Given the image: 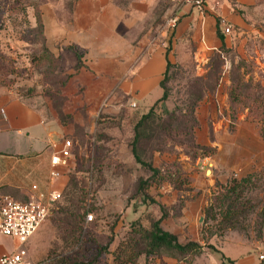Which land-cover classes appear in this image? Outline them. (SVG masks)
Listing matches in <instances>:
<instances>
[{"label":"rangeland","instance_id":"rangeland-1","mask_svg":"<svg viewBox=\"0 0 264 264\" xmlns=\"http://www.w3.org/2000/svg\"><path fill=\"white\" fill-rule=\"evenodd\" d=\"M25 1L0 0V83H15L19 93L38 95L52 111H69L75 106L70 103L73 93L79 92L64 91L66 85L61 90L65 76L57 72L64 68L63 59L56 67L55 60L31 57L40 53L42 27L35 26L33 6ZM29 1L39 9L50 3L65 18L72 0ZM152 2V37L167 40L174 30L167 18L185 0ZM230 2L242 16V26L232 27L223 47L200 50L206 56L199 64L200 74L194 73L196 69L189 59L170 67L168 95L153 103L151 117L141 126L137 152L161 174L160 178L152 177L145 187L155 201L136 190L137 179L148 176L150 170L134 160L129 146L133 121L130 111L140 112L144 107L132 106L126 98L118 105L109 101L90 115L81 113L78 105L71 111L80 125L70 123L71 117H63L70 129L66 137L71 141V157L62 196L58 207L24 242L30 260L44 258L40 264H52L62 254L85 255L79 252V240L73 241L61 230L66 222L65 206L75 219L86 208L92 216L87 220L84 213L83 230L99 243L108 242V251L97 257L96 264H121L128 253L141 247L136 242V228L149 229L161 210L164 215L160 225L174 232L180 242L195 237L206 245L210 238L217 243L221 238L225 247L241 242L257 256L264 254V139L258 131L260 106L264 104V0H255L259 2L256 6L242 3L235 7ZM230 88L238 91L239 98L230 99ZM121 106L125 109L117 116ZM176 129L180 131L173 136ZM72 131L76 133L72 135ZM183 131L191 133L192 138ZM260 169L261 176L251 177L243 192L250 207L238 215L237 225L219 223V205L214 196L234 178ZM0 240L7 250L12 247L8 237ZM174 251L161 248L157 258L163 262ZM148 256L141 253L133 264H149Z\"/></svg>","mask_w":264,"mask_h":264},{"label":"crops","instance_id":"crops-1","mask_svg":"<svg viewBox=\"0 0 264 264\" xmlns=\"http://www.w3.org/2000/svg\"><path fill=\"white\" fill-rule=\"evenodd\" d=\"M188 2L177 6L173 34L161 41L152 37V0H72L65 18L50 3L40 7V43L64 60L62 69L71 70L76 63L75 52L69 46L81 50L82 64L64 87V91L80 89L79 94L73 93L70 103L76 107L84 100L91 115L109 101L122 104L126 95L134 102L132 106L137 104L145 110L161 93L158 81L165 68L166 46L171 62L182 64L189 59L196 69L194 73L200 74L199 64L206 58L200 50L220 45L214 32L216 18H224L231 32L233 26H242V16L232 8L230 0H217V4L214 0H202L200 8ZM242 3L259 4L255 0H232L235 7ZM228 33H222L224 44ZM68 131L69 127L59 122L38 95L19 93L15 83H0V192L24 199L30 192L61 189L68 167L58 165L62 173L49 179V156L58 150ZM70 157L71 154L69 163ZM7 237L12 240L11 250L17 242L0 235V239ZM217 241L210 238L206 243L213 247H208L198 240L201 250L190 260L166 256L157 263H258V256L246 244L238 242L234 247H225L223 239ZM9 250L0 240V253Z\"/></svg>","mask_w":264,"mask_h":264},{"label":"trees","instance_id":"trees-1","mask_svg":"<svg viewBox=\"0 0 264 264\" xmlns=\"http://www.w3.org/2000/svg\"><path fill=\"white\" fill-rule=\"evenodd\" d=\"M24 4H32L33 6V15L35 17V26L40 27V9L37 8V5H35L32 1H25ZM218 20L219 18H216L215 25H214V32L216 36L220 39V47L224 46V41H223V34L220 32L218 28ZM41 30V29H40ZM76 56V63L72 67L71 70H64L60 69L57 72V74L65 76L62 80V85H61V90L62 87L65 86L68 82V79L70 75L73 72H76L78 70V67L82 64L81 60L79 59L81 55V50L78 48L70 45ZM167 50L168 46H166L164 50V58H165V68L161 74V78L159 79L158 83L161 88V93L160 95L153 101V103L163 100L167 97L168 95V87L166 85V81L168 79V72L170 67H172L174 64H179L177 62H171L167 58ZM40 52L39 54H36V56L31 55V57L35 60L39 58L43 59H51L56 61V67L58 65L59 61V55L54 54L51 52L44 44L41 45V47L38 49ZM211 58V55L210 57ZM32 59V60H33ZM51 65V63L48 60V65ZM55 70V68H54ZM56 71V70H55ZM198 76V75H197ZM80 92V89H79ZM229 97L231 100H236L239 98V93L238 91H233L231 88L229 89ZM127 96L125 95L123 100H125ZM196 99H200V95L196 96ZM124 102V101H123ZM153 103L149 105L147 110H142L140 112H137L136 110L130 111L131 116L133 118L132 124H131V135L129 139V146H130V152L134 158V160L141 165H144L150 170V173L146 177H139L137 179V185H136V190L142 195L146 196L149 198L150 201H155L153 197L149 196L145 192V187L148 184V181L152 177H161V174H159V168L157 166L152 165L149 161L143 160L140 158L138 152H137V141L141 137V126L144 125L147 119L151 117L152 114V107ZM191 106V110H193V105ZM87 102H84L81 105L78 106V109L81 113H88L87 109ZM48 109L50 110V106L48 105ZM125 108L123 106L120 107L119 112H117V116L121 115L122 111ZM52 110V109H51ZM261 110V115L259 118L260 124H259V135L262 139H264V104L260 106ZM54 115L57 117L59 122L65 126L66 123H64L63 117L68 116L69 118L71 117L70 123L74 122L75 124H79L77 120H75L73 112L72 111H67V110H62V109H57L56 111H53ZM191 119L193 120L194 117L192 114H190ZM73 124V123H72ZM71 124V125H72ZM74 124V125H75ZM74 125H72L74 127ZM80 125V124H79ZM75 129V128H73ZM80 129V128H79ZM173 128H169L171 130ZM177 131L180 130H175L174 133L172 134L173 136L177 135ZM76 131H72V135H74ZM183 133H189L188 131H183ZM81 135V130H79L78 136ZM66 137V134L63 136V138ZM68 138V137H67ZM192 138L191 133H189V139ZM262 170H258L255 172H251L247 175L241 176L240 178L233 179L228 186L225 188V190L216 196H214L215 201L219 205V219L217 220L219 223H223V225L234 227L237 224V219L239 214H243L242 211H244V208L250 207L249 204V198L248 196L244 195V191L248 189L250 179L251 177L254 179H257L261 176ZM73 181V177H70V182ZM62 194L60 195V198H58L52 207V212L54 211L55 208L58 207L59 201L61 199ZM248 202V204H246ZM75 207V204H73ZM78 207V205L76 206ZM69 207L65 206L63 210H65V219L66 222H64L60 227L61 230H65L68 235H70L73 239V241L79 240V252L84 253L85 255L80 257L74 253L72 254H62L57 258L52 264H96V259L100 254H103L108 251V242L104 243H99L87 230H83L82 228V219L84 216V213L87 211V209H83L79 213V218L75 219L72 214L68 212ZM249 210V209H248ZM51 212V213H52ZM87 213V212H86ZM245 213V212H244ZM164 215L163 210H161L160 215L157 218L152 219L150 223V228L149 229H139L136 228L138 231V238H136V242L141 244V247L136 249L133 253L127 254L126 258L124 261H122L121 264H126V262H129V264H133L135 261V258L140 255L141 253H144L145 255L149 254V264H156L159 262L160 259L157 258L158 252L161 248H167V249H174V254L170 255V257H174L176 259H182V260H190L191 257L194 254H197L201 250V244L196 241V240H186L185 242H180L177 239V236L174 232L169 231L165 228H163L160 225V218ZM211 217V216H210ZM213 217H215L213 215ZM79 220V221H78ZM82 232V234H81ZM90 243V244H87ZM206 246L208 247H213L211 243H206ZM123 250V249H122ZM121 250V251H122ZM47 255L50 254L51 250H47ZM47 257V256H46ZM152 258V259H151ZM44 258L41 260H36L37 264L43 263ZM257 264H264V254L262 257L259 259Z\"/></svg>","mask_w":264,"mask_h":264},{"label":"built area","instance_id":"built-area-1","mask_svg":"<svg viewBox=\"0 0 264 264\" xmlns=\"http://www.w3.org/2000/svg\"><path fill=\"white\" fill-rule=\"evenodd\" d=\"M191 2L196 7H202V0H185ZM177 17L171 15L167 18L170 25H175ZM218 26L222 33H228L231 26L224 18H219ZM134 105V102H130ZM71 141L64 137L57 151L49 156L50 169L48 171L49 179L60 175L62 171L58 169V165L68 167L70 165L68 159L70 156L69 147ZM35 184L31 185L34 189ZM61 189L50 188L48 190L30 192L24 199H17L9 194L0 192V235L10 236L14 238L17 245L6 252L0 253V264H37V261L30 260L27 257V251L24 242L36 229V227L47 218L51 212L54 202L60 198ZM92 214L86 213V219H91ZM262 253L258 257H262ZM158 264V263H156Z\"/></svg>","mask_w":264,"mask_h":264},{"label":"water","instance_id":"water-1","mask_svg":"<svg viewBox=\"0 0 264 264\" xmlns=\"http://www.w3.org/2000/svg\"><path fill=\"white\" fill-rule=\"evenodd\" d=\"M205 172H209V168H206V169H205Z\"/></svg>","mask_w":264,"mask_h":264}]
</instances>
